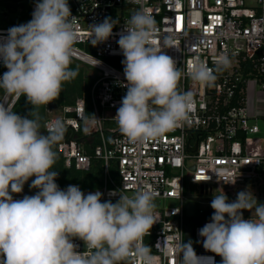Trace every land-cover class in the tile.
<instances>
[{
    "label": "clouds",
    "instance_id": "clouds-1",
    "mask_svg": "<svg viewBox=\"0 0 264 264\" xmlns=\"http://www.w3.org/2000/svg\"><path fill=\"white\" fill-rule=\"evenodd\" d=\"M75 20L68 0H36L32 19L0 36V62L7 69L0 90L5 96H23L32 106L27 116H20L0 98V264H157L144 243L155 224L154 191L141 188L131 196L111 192L119 195L113 203L102 202L99 191L85 194L77 185L62 190L56 183L55 146L66 128L59 117L42 125L38 110L78 75L70 67L78 40ZM116 24L106 17L89 25L91 44L107 41ZM156 32L154 17L140 7L117 40L127 92L114 118L134 144L162 137L188 119L193 94L178 88L182 76L210 87L231 64L222 54L214 68L197 61L182 73L162 50L171 47L170 38L158 45ZM33 177L30 187L39 191L13 199L11 193H21ZM210 206L211 220L198 231L203 248L220 256V264H264V203L248 190L238 192L234 201L222 191ZM243 210L251 217L245 219ZM74 239L84 242V252ZM176 250L181 264H215L214 257L198 256L191 240Z\"/></svg>",
    "mask_w": 264,
    "mask_h": 264
},
{
    "label": "built area",
    "instance_id": "built-area-1",
    "mask_svg": "<svg viewBox=\"0 0 264 264\" xmlns=\"http://www.w3.org/2000/svg\"><path fill=\"white\" fill-rule=\"evenodd\" d=\"M71 2L78 33L72 58L97 68L100 75L94 79L88 98L79 97L74 104L59 109L58 116H49L46 122L59 117L66 131L79 134L65 138L57 146L66 167L88 172L97 160L102 163V174L98 188L84 189L80 184L69 183L61 189L77 185L85 194L99 191L103 194L102 202L115 203L119 195H110L111 192L131 196L146 188L154 191L155 198L176 200V206L155 208V224L144 238L157 257V264H181L176 249L183 240L187 243V226L194 229L190 240L195 241L196 254L214 257L215 264H220L222 258L206 251L203 238L198 235L199 229L211 219L205 218L195 226L188 222L186 208L194 201L188 200L186 186L200 185L201 194H208L213 192L211 185L215 184L227 196L248 190L254 196L264 197V0ZM140 7L156 21L154 41L164 45L166 38H170L171 47L162 50L174 59L182 73L197 61L214 68L222 54H227L231 64L216 74L217 79L210 87L182 76L178 88L193 94L194 108L188 119L162 137L134 144L122 135L114 118L127 92L123 86L124 56L117 40L126 21ZM34 8L35 2L31 5L29 21ZM106 17L118 22L113 36L93 46L89 25L101 23ZM9 28L0 27V36H6ZM77 45H84L86 50L78 49ZM2 99L12 108L18 100L5 95ZM86 145L92 148L91 154ZM37 191L32 189L31 194L12 196L19 200ZM197 208L200 214L214 211L198 203ZM250 213L243 210V217L250 218ZM85 250L83 242L78 251Z\"/></svg>",
    "mask_w": 264,
    "mask_h": 264
},
{
    "label": "trees",
    "instance_id": "trees-1",
    "mask_svg": "<svg viewBox=\"0 0 264 264\" xmlns=\"http://www.w3.org/2000/svg\"><path fill=\"white\" fill-rule=\"evenodd\" d=\"M33 2H36V0H0V10L3 13L12 12L13 14H16V19L12 20L9 26L10 28L13 26H18L21 24H25L29 21L31 17V5ZM69 6L71 11L73 10V5L71 0H68ZM112 61V60H109ZM4 65H0V70ZM77 72L78 75L75 77V79L70 80L69 82H65L62 87V91L59 95V97L49 103L48 105L41 106L38 110L39 116L41 117V124H45L48 119V112L52 109H61L65 105H71L76 102V100L83 96L87 95L91 88V86L94 83V79H92L89 75L88 70L77 63ZM7 69L4 71H0V75H2ZM13 111H15L20 116H27L29 112L32 110V106L26 101V98L21 96L16 101L15 105L13 106ZM42 133L46 134L44 132V129H41ZM74 135H78V133H73L72 131L68 130L65 133V138H71ZM59 144V143H58ZM55 146V151L58 154V159L54 165V171L58 173V177L56 179V183L61 188L69 183H77L80 184L84 189H93L98 188L101 186V174H102V163L101 161H93V166L90 171L83 172L76 170L75 168H68L64 164V159L57 151V146ZM87 152L90 154L92 153V148L88 145H86ZM113 173L116 174V165L113 164ZM32 179H29L28 182L25 183L23 188H31V182ZM213 214V211L206 212V219H211V216ZM204 218V219H205Z\"/></svg>",
    "mask_w": 264,
    "mask_h": 264
},
{
    "label": "rangeland",
    "instance_id": "rangeland-1",
    "mask_svg": "<svg viewBox=\"0 0 264 264\" xmlns=\"http://www.w3.org/2000/svg\"><path fill=\"white\" fill-rule=\"evenodd\" d=\"M16 18H17L16 14H13L12 12L3 13L0 10V27L11 26L12 25V24H10L11 21L15 20ZM77 48L81 49V50H86L84 45H77ZM109 62H112V61H109ZM70 67L74 70H77V67H78L77 62H75L72 59V63L70 65ZM5 69H6V67L3 66L0 71H4ZM3 97H4L3 90H0V98H3ZM58 112H59V109H52L51 111L48 112V117L54 116V115L58 116L59 115ZM211 186L214 187L213 192H209L208 194H201L200 185L187 184L186 195L188 197V200L197 202L200 205V207L211 208L210 204H211V200L213 199L214 195H218V194L222 193L220 185L212 184ZM227 197H228L229 201H234V200H236L237 195L227 196ZM254 197L256 198L257 202L264 203V197H259V196H254ZM154 203H155V208L163 207V206L170 207V206H176L177 205V201L173 200V199L155 198ZM250 215H252V213H250ZM205 217H206V213H201L198 216L189 217L188 222L191 226H195V225L200 224ZM192 243H195V241H192Z\"/></svg>",
    "mask_w": 264,
    "mask_h": 264
},
{
    "label": "water",
    "instance_id": "water-1",
    "mask_svg": "<svg viewBox=\"0 0 264 264\" xmlns=\"http://www.w3.org/2000/svg\"><path fill=\"white\" fill-rule=\"evenodd\" d=\"M72 59L75 62L79 63L80 65L84 66L88 70L89 75H90V77L92 79H95L97 76L100 75V71L97 68H94L93 66H91L90 64L84 62L83 60H81L79 58L73 57ZM201 188H205V187L201 186ZM204 192H206V191H204ZM31 193H32V189L23 188V191L20 194H31ZM11 194H13V193H11ZM199 214L200 213H199V210L197 208V203L196 202H191V203H189L187 205L186 215L188 217L198 216ZM193 237H194V229L191 228L190 226H187L186 227L185 241L188 242ZM73 243L79 245V248L77 250H81L82 249V247H83V241L82 240L74 239Z\"/></svg>",
    "mask_w": 264,
    "mask_h": 264
},
{
    "label": "bare ground",
    "instance_id": "bare-ground-1",
    "mask_svg": "<svg viewBox=\"0 0 264 264\" xmlns=\"http://www.w3.org/2000/svg\"><path fill=\"white\" fill-rule=\"evenodd\" d=\"M77 55H79L80 57H82V54H80V53H77Z\"/></svg>",
    "mask_w": 264,
    "mask_h": 264
}]
</instances>
